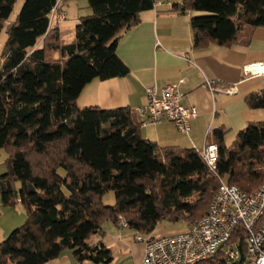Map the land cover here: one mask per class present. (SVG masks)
<instances>
[{"label":"trees","instance_id":"1","mask_svg":"<svg viewBox=\"0 0 264 264\" xmlns=\"http://www.w3.org/2000/svg\"><path fill=\"white\" fill-rule=\"evenodd\" d=\"M16 0H0V32ZM70 0H24L7 24L0 54V203L20 206L25 222L0 242V264H47L64 252L76 263L109 264L110 250L95 237L105 222L123 218L141 236L157 225L192 223L206 213L219 178L252 193L264 183V122L249 124L218 148L216 175L195 149L160 147L143 139L128 108H78L92 80L124 78L129 69L116 53L121 34L135 27L155 0H86L69 41L51 27L53 10ZM193 48L247 46L264 29V0H183ZM63 12V11H62ZM264 109V89L249 95ZM112 192L115 203L103 204ZM242 238V236H241ZM199 264H223L220 254Z\"/></svg>","mask_w":264,"mask_h":264},{"label":"crops","instance_id":"2","mask_svg":"<svg viewBox=\"0 0 264 264\" xmlns=\"http://www.w3.org/2000/svg\"><path fill=\"white\" fill-rule=\"evenodd\" d=\"M182 3L183 0H155L153 9L141 13L139 23L123 32L117 41L116 53L129 69L128 75L106 81L92 80L80 92L76 105L101 109L124 107L134 112L145 104L147 87L160 90L183 80L179 88L183 94L182 104L197 110L196 118L189 123V134L179 132L168 121L141 127L139 134L160 147L200 150L213 141L214 129L225 131V141L233 139L249 124L264 122V109H251L246 104L249 95L264 89V75L246 77L243 72L247 65L264 63V29H255L247 46L210 45L205 50H195L190 28L194 14L188 10L181 13ZM62 11L65 14L63 7ZM75 17L76 25L80 17ZM208 81L213 91L207 86ZM226 89L233 93L221 92ZM4 173L0 165V175ZM7 210L9 208L0 203V218L10 212ZM9 218H4L0 225V242L17 225L16 220ZM187 226L185 223L183 230L175 232L161 223L148 236L173 235L185 231ZM102 231L103 235L94 240L101 239L110 250L112 261L109 264L141 263L144 244L135 241L137 233L109 221L102 225ZM47 264L92 263H76L70 252H64Z\"/></svg>","mask_w":264,"mask_h":264},{"label":"built area","instance_id":"3","mask_svg":"<svg viewBox=\"0 0 264 264\" xmlns=\"http://www.w3.org/2000/svg\"><path fill=\"white\" fill-rule=\"evenodd\" d=\"M64 20L63 12H51V25L53 21L59 25ZM243 72L246 77L264 75V63L247 65ZM183 83L180 80L160 90L154 86L145 89V104L134 111L142 127L168 121L179 132L189 134V123L196 118L197 110L182 104L183 94L179 88ZM211 84L207 82L213 91ZM221 92L231 95L233 90ZM195 151L216 175L217 146L205 144ZM117 223L122 228L127 227L121 217ZM135 241L144 244L140 264H199L218 254L223 264H264V183L256 191L245 193L219 178L206 213L189 223L185 231L159 238L136 235Z\"/></svg>","mask_w":264,"mask_h":264},{"label":"rangeland","instance_id":"4","mask_svg":"<svg viewBox=\"0 0 264 264\" xmlns=\"http://www.w3.org/2000/svg\"><path fill=\"white\" fill-rule=\"evenodd\" d=\"M23 2H24V0H16L15 1L12 12L9 16L8 21H7V24H10L15 20L16 16L18 15V13L22 7ZM63 9L65 10V19L66 20L62 21L59 26H60V29L65 30V32L67 34V36L65 37V40L69 41L70 39H72L74 37L75 18H76L75 16L81 17V16L90 15L91 11L87 8V3L84 0H70V1L66 2L65 4H63ZM57 12H59V11H57ZM7 24L3 26V28L0 32V54H1L4 42L6 40ZM56 26L57 25L53 21V24L51 25V27H56ZM233 139H226L224 141L225 146H229L231 144V142L233 141ZM6 158H7L6 151L0 150V165L4 168V172H6V165H5ZM114 203H115V198H114V194L112 192H109V193L104 195V197H103V204L104 205L112 206V205H114ZM7 211H10V212L4 214V216L0 218V225L4 222V218H6V217H10L9 218L10 220H16L17 221V225H16V227H14V229L21 226L25 222L26 214H25V211L21 207L20 208L17 206L11 207ZM164 223L167 225L168 230L175 231V232L181 231L185 227V222H183V221H178L176 223H168V222H164ZM14 229H12V230H14ZM11 231H9V233H7L6 236L2 240H5ZM66 253H69V252H66Z\"/></svg>","mask_w":264,"mask_h":264}]
</instances>
